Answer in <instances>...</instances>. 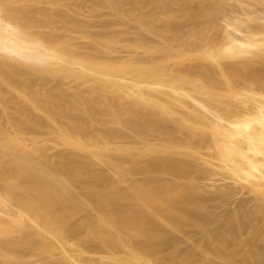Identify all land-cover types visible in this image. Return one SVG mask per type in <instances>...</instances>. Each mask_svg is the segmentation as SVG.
Here are the masks:
<instances>
[{
  "label": "bare ground",
  "instance_id": "obj_1",
  "mask_svg": "<svg viewBox=\"0 0 264 264\" xmlns=\"http://www.w3.org/2000/svg\"><path fill=\"white\" fill-rule=\"evenodd\" d=\"M0 264H264V0H0Z\"/></svg>",
  "mask_w": 264,
  "mask_h": 264
},
{
  "label": "rangeland",
  "instance_id": "obj_2",
  "mask_svg": "<svg viewBox=\"0 0 264 264\" xmlns=\"http://www.w3.org/2000/svg\"><path fill=\"white\" fill-rule=\"evenodd\" d=\"M180 64H174L175 67H178Z\"/></svg>",
  "mask_w": 264,
  "mask_h": 264
}]
</instances>
